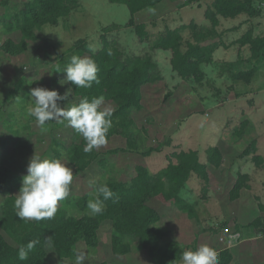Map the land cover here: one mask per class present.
<instances>
[{
	"label": "rangeland",
	"instance_id": "1",
	"mask_svg": "<svg viewBox=\"0 0 264 264\" xmlns=\"http://www.w3.org/2000/svg\"><path fill=\"white\" fill-rule=\"evenodd\" d=\"M25 1L0 0V48L9 37L20 41L21 32L18 29L9 32L6 23L13 22V14ZM210 5V0H164L155 7L143 10L136 15V19L139 23H146L148 37L140 40L135 28L127 25L131 14L125 4L111 3L108 0H82L70 16L62 18L56 25L49 24L38 30L39 38L30 42L26 53L9 56L0 49V165L13 171L11 183L7 187L0 186V213L6 197L18 194L22 178L27 174V166L35 152L53 157L51 153L54 140H59L68 147L78 139L79 134L66 126V121L53 119L42 128L28 111L32 106V88L55 89L61 95L69 91L66 76L59 71L61 54L79 39L86 40L88 49L91 45L98 51L103 47V37L107 36L109 40L117 42L126 53L140 55L151 52L156 39L168 28L183 26V35L185 41H188L192 39L189 27L192 21L203 27L210 26L205 16ZM238 48L242 49L238 45L224 56H240ZM222 52L220 48L214 56H223ZM155 56L165 81L143 87L144 108L134 111V131L142 150L161 146L162 151L150 156L124 151L107 154L110 150L127 145L124 137L114 135L106 145L97 149L102 154V161L93 162L80 174H75L66 157L61 158L72 167L74 179L69 196L59 203L58 208L64 207L71 214L80 215L77 200L85 195L90 199L95 185L110 180L130 182L139 164L157 172L169 163V157L174 152L181 150H198L202 161L208 162L207 148L220 144L226 161L220 168H211L209 198L204 197L201 182L196 175L189 180L182 192L184 197L199 208L200 224L175 206L153 201L152 204L162 214L161 226L172 229L181 244L196 246L190 250H196L204 244L210 247L215 244L230 247L232 244L229 240L235 238L237 233L236 216L241 200L231 201L229 193L238 177V171L255 166L252 156L242 155L253 139L258 140V153L264 156V108L253 110L249 106L246 86L241 84L237 87L238 83L232 77L224 81L206 77L203 83L186 81L172 69L171 52L158 50L155 51ZM205 69L210 72L212 65H205ZM70 101L72 103L69 96L67 101H58V104L64 107ZM101 107L112 111L115 103L104 99ZM249 118L256 125H250L245 135L237 136L236 130ZM251 168L248 167L246 171H251ZM261 175L262 177L258 176L259 186L264 183V171ZM257 193L264 194L259 189L245 190L243 194L242 202L246 205L240 207L245 211V220L259 215L261 211L258 207L261 198L257 197ZM203 228L218 232L223 230V233L209 230L197 237L198 230ZM112 233L110 222H105L99 231L101 243L97 248L87 247L84 241L78 243L77 248L86 253L85 264H157L145 250L114 256L111 247ZM7 239L15 244L10 237L7 236ZM48 252L51 264H75V259L58 257L51 246L48 247Z\"/></svg>",
	"mask_w": 264,
	"mask_h": 264
},
{
	"label": "trees",
	"instance_id": "2",
	"mask_svg": "<svg viewBox=\"0 0 264 264\" xmlns=\"http://www.w3.org/2000/svg\"><path fill=\"white\" fill-rule=\"evenodd\" d=\"M82 0H26L23 6L13 14V22H7L9 32L18 29L21 32L20 41L7 38L1 45V51L9 56L26 53L31 41L39 38L38 30L46 25H56L62 18L68 17L76 10ZM111 3L125 4L130 10L128 26L135 28L140 40L148 37L146 23H139L136 15L148 8L155 7L164 0H108ZM193 1V0H191ZM264 0H214L205 12L210 26H200L192 21V39L185 41L183 30L185 26L176 29L168 28L156 39L151 52L140 55L126 53L117 42L103 37V47L98 51H91L86 40L79 39L70 49L59 56L60 71H63L74 54L92 57L98 66L99 83L93 82L91 88H78L68 81L69 94L72 103H78L87 96H103L104 99L115 103L112 110V127L107 136L108 140L114 135L126 139V147L107 152L116 153L138 152L150 156L154 152H161V146L149 147L142 150L140 140L136 137L134 126L136 119L134 111L144 108L143 87L165 81V77L155 51L171 52L172 69L183 80H195L203 83L207 77L204 64L214 61L216 50L227 45L223 42V34L218 27L220 16L237 18L242 14L249 17L261 15V9L255 3ZM6 2V1H5ZM242 46L250 45L251 57L260 58L264 50V37H254L253 30H248L238 40ZM231 66L234 63H230ZM65 76L66 73L62 72ZM254 70L241 71L231 74L236 81L250 83ZM251 121L246 119L236 130L237 136L248 133ZM85 141L78 135V139L71 146L54 140L51 155L56 158H67L74 168L75 174L86 171L95 161H102L101 153L97 149L89 153L83 151ZM208 162L201 159L198 150H181L169 157V163L157 172L143 165L136 166V174L130 182L110 180L105 183L112 189L114 196L104 201V212L97 216L89 215L87 208L88 196L79 197L77 204L80 215L68 212L59 207L54 218L37 221L20 220L14 210L15 195L6 197L0 213V264H51L49 262L48 247L51 246L60 258L75 259L74 249L80 241L87 247L97 248L101 243L100 228L103 223L110 222L113 233L111 237L114 256H125L135 250H145L157 264H180L182 253L190 250L192 245L180 243L174 231L160 225L162 214L153 202L177 207L200 224V211L196 204L190 202L183 195V189L189 180L196 175L202 185L203 195L209 198L211 175L210 166L220 168L225 162V154L220 146L207 148ZM243 156H252L257 167H264V156L258 153V140L253 139L242 152ZM13 171L0 165V186L7 187L11 183ZM251 176L239 173L237 180L230 190L231 201H236L245 188H250ZM20 185L19 189L21 188ZM262 214L252 221L248 227L256 233L264 234V204L259 203ZM216 232L214 229H199L197 237L203 232ZM15 241L12 244L7 236ZM51 237V245L45 244V238ZM38 240L27 260L18 259V250L26 246L29 241ZM233 254L229 248L220 250L217 264H231ZM127 264V263H125Z\"/></svg>",
	"mask_w": 264,
	"mask_h": 264
},
{
	"label": "clouds",
	"instance_id": "3",
	"mask_svg": "<svg viewBox=\"0 0 264 264\" xmlns=\"http://www.w3.org/2000/svg\"><path fill=\"white\" fill-rule=\"evenodd\" d=\"M89 48L95 51L91 45ZM61 72L66 73V81L72 82L78 88H91L93 82L99 83L98 66L95 60L87 55H72L70 62ZM70 93L71 89L61 95L55 89L32 88V106L29 107V114L42 128L46 122L53 119L66 121V126L74 129L86 142L83 147L85 153L106 145L113 113L101 107L104 97L89 99L85 96L78 103L70 101L61 107L58 101H67ZM73 179V169L68 163L58 157L42 156L35 152L27 166V174L22 178V186L15 195L14 210L17 217L20 220L37 222L54 218L59 203L66 200L70 194ZM90 196L87 202L88 214L97 216L104 212V201L111 199L114 192L107 183H101L93 187ZM37 243L40 241H29L26 246H21L18 259L27 260ZM45 244L51 245V237L45 238ZM74 253L75 264H85L86 253L78 248L74 249ZM180 264H217V253L215 249L204 244L196 250L183 251Z\"/></svg>",
	"mask_w": 264,
	"mask_h": 264
},
{
	"label": "crops",
	"instance_id": "4",
	"mask_svg": "<svg viewBox=\"0 0 264 264\" xmlns=\"http://www.w3.org/2000/svg\"><path fill=\"white\" fill-rule=\"evenodd\" d=\"M213 1L214 0H210V4H212ZM255 5L262 11L261 15L258 17H249L246 14H242L237 18H225L223 16H220L221 23L218 27V30L223 34V42L228 47H220L223 50L221 54L223 56H214L213 63L204 64L203 67L207 73V79L213 78L214 81H224L228 77H231L232 72L239 73L241 71L254 70L255 73L250 83H243L242 81H237L236 83H238L237 87L241 84H244L246 86L245 90L247 91L249 106L253 110H260V108H264V50L263 55L260 58L254 59L251 57L250 45L242 46L240 43H238V40L242 38L248 30L251 29L253 30L254 37H264V1H258L255 3ZM238 45L242 47L241 50L238 48V53L241 54L240 56H224L230 49H235V47ZM229 63L234 64L231 66V64ZM205 65H212V69L210 72L205 69ZM249 120L251 121L252 126L256 125V122L252 121L250 118ZM218 145L221 147L220 144ZM243 166H245V161L243 162ZM212 167L214 166L209 167L210 175L212 174ZM248 167H252L251 171L249 172L246 171ZM248 167H244L243 170L238 171V175L239 173H248L251 176V187L243 189L241 197L237 199L239 201L241 200L236 216V231L240 233V237H238L236 243L232 244V246L230 247H224L221 246V244H215L213 246L214 248L217 247V249L215 248V251L217 253V261L219 260L220 250L229 248L233 254V261L231 264H264V234L256 233V230L253 231L248 227V225L252 221H254L261 215L259 204V215H254L253 217H251V219L248 220H245V215L243 213L245 211L240 207H244L246 205L244 202H242L245 190L254 191L256 189L258 191L259 189L264 192V183L262 184V186H259V184H257L258 176L262 177L261 173H263L264 168H258L256 165ZM235 182L236 181H234L233 186ZM257 195V197L261 198V202L264 204V194L257 193ZM219 232L217 231L215 233ZM221 233H223V230L220 232V234Z\"/></svg>",
	"mask_w": 264,
	"mask_h": 264
},
{
	"label": "built area",
	"instance_id": "5",
	"mask_svg": "<svg viewBox=\"0 0 264 264\" xmlns=\"http://www.w3.org/2000/svg\"><path fill=\"white\" fill-rule=\"evenodd\" d=\"M238 233V232H237ZM235 234V238H231L230 240H229V242L231 243V244H234V243H236V239L238 238V237H240V233H238V234Z\"/></svg>",
	"mask_w": 264,
	"mask_h": 264
}]
</instances>
